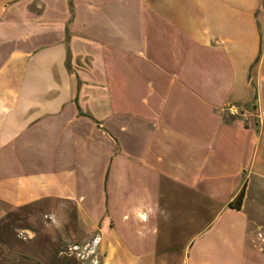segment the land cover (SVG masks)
<instances>
[{"label":"crops","instance_id":"1","mask_svg":"<svg viewBox=\"0 0 264 264\" xmlns=\"http://www.w3.org/2000/svg\"><path fill=\"white\" fill-rule=\"evenodd\" d=\"M26 205L106 264L220 216L224 264H264V0H0V218Z\"/></svg>","mask_w":264,"mask_h":264},{"label":"rangeland","instance_id":"2","mask_svg":"<svg viewBox=\"0 0 264 264\" xmlns=\"http://www.w3.org/2000/svg\"><path fill=\"white\" fill-rule=\"evenodd\" d=\"M51 218L32 205L13 209L0 218V264H106L104 255L98 253L100 242L94 243V238L76 241L60 235L57 225H48L45 221ZM227 220V217H218L204 234L200 233L203 223L197 218L194 225L159 226L155 231V226H150L152 233L147 242H139L138 234L131 231L124 243L134 255L132 264H186L189 242L197 237L189 252L191 262L224 264L227 252L234 260L241 249L234 230L233 236L225 237ZM167 229L169 233H165ZM203 241L206 253L201 259L197 256Z\"/></svg>","mask_w":264,"mask_h":264},{"label":"built area","instance_id":"3","mask_svg":"<svg viewBox=\"0 0 264 264\" xmlns=\"http://www.w3.org/2000/svg\"><path fill=\"white\" fill-rule=\"evenodd\" d=\"M229 111H230V116L231 117H234L236 116L237 114H240L241 113V110L238 106L236 105H232L229 107ZM262 238L264 240V234L262 235ZM101 240V235H96L93 239L94 243H99Z\"/></svg>","mask_w":264,"mask_h":264},{"label":"trees","instance_id":"4","mask_svg":"<svg viewBox=\"0 0 264 264\" xmlns=\"http://www.w3.org/2000/svg\"><path fill=\"white\" fill-rule=\"evenodd\" d=\"M245 191L244 189L238 194L236 201L234 203H230V207L240 209L241 208V203L244 198Z\"/></svg>","mask_w":264,"mask_h":264}]
</instances>
